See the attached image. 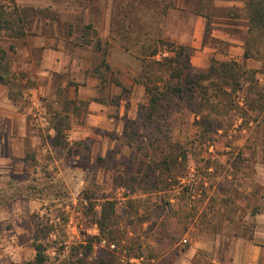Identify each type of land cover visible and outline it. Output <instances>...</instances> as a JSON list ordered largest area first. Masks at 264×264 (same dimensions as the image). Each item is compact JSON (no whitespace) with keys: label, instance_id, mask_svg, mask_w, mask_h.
Segmentation results:
<instances>
[{"label":"rangeland","instance_id":"374dc122","mask_svg":"<svg viewBox=\"0 0 264 264\" xmlns=\"http://www.w3.org/2000/svg\"><path fill=\"white\" fill-rule=\"evenodd\" d=\"M14 1L28 13V36L39 18L88 27L84 33L98 52L95 63L103 64L97 70L107 68L102 59L108 43L80 22L82 16L100 18L105 0H47L70 4L69 13L45 9V0ZM111 10L113 28L120 30L111 41H121L131 55L127 77L137 73L154 92L152 105L144 93L137 107V117L151 116L147 126L98 128L89 117L98 113L90 102H70L73 88L56 82L63 81L62 71L55 86H43L39 53L30 59L15 52L11 33L0 32L10 74L9 85H0V264L33 261V245L39 243L44 264H180L176 257L184 255L191 264H212L216 237H247L253 214L264 209L262 187L249 182L256 165H264V40L250 27L245 1L113 0ZM159 39L166 44L161 47ZM168 43L193 50L174 71L155 63L173 57ZM154 48L159 53L150 58ZM211 68L233 77L215 80L217 93L211 83L202 82L199 90L185 77ZM116 87L102 83L97 101L117 106ZM25 112L28 133L17 115ZM56 127L62 146L55 151L49 138ZM115 139L125 145L121 158L129 155L123 164L128 169L120 168L125 181L111 184L102 170L104 157L96 156ZM113 157L106 156L110 167ZM104 198L115 203V214L101 234Z\"/></svg>","mask_w":264,"mask_h":264},{"label":"crops","instance_id":"0c3cea01","mask_svg":"<svg viewBox=\"0 0 264 264\" xmlns=\"http://www.w3.org/2000/svg\"><path fill=\"white\" fill-rule=\"evenodd\" d=\"M44 2L45 9L50 6L53 8L61 7L60 11L62 13L70 12L68 10L70 8V4H56L55 2L49 3L47 0ZM112 2L113 0H105V10L100 18L93 17L90 19L87 16L80 17L82 25H92L97 37H99V39H103L105 43H108L107 51L103 52L105 58L103 57L102 59L105 61L107 68H102L103 72L101 73L98 72L97 68L103 64L100 63L97 65L95 63V60L98 59L96 57L98 52L93 44L86 40V34L84 33L85 29L83 27L76 29L75 26L71 24L70 20H66L65 18H39L34 22V34H32V36L26 35L20 39L11 38L10 40L12 41L11 44L15 46V52L19 53L22 51V53L24 55H28L30 59H32V56L35 55L36 52L39 53L38 62L40 65V74H43L44 78L46 77L45 79L43 78V86L47 88L55 86L54 77H59L62 71L64 73L63 81L59 79L56 80V82H58V85L62 84L67 91H69L70 88H73V92L69 91V96L67 97L70 102H73L76 99L90 102V109L94 107V109L98 112L95 116H89L94 119L93 122L91 120L90 121L95 125H98V128L104 124L112 123L113 125L117 124V131H124L125 120L135 121L138 118L136 115L137 107L140 102V98L145 93V90L143 83L138 79L139 75H137V73L131 74V76L127 77V72L132 70L128 66V59L131 56L128 49L125 48L124 44L120 43L121 41L117 43V45H113L115 43L111 41L112 39L116 40V36L120 31H116L113 28L114 19L111 10ZM90 7H86V9L83 7V10H88ZM75 9V7H72L71 10L73 11ZM96 23H98L97 27ZM16 44H19L22 49H19ZM117 53L120 57L116 59L115 54ZM133 61L137 62L136 59H133ZM30 63L33 62L31 60L26 61L27 65ZM95 71L98 73H95ZM130 73L133 72L131 71ZM113 76L117 77L115 80L116 83H112ZM102 83L108 86L119 87V92L116 96L118 99L115 103H118V107L116 105L114 107L111 106L110 100L102 102L97 101L100 95L99 91ZM123 88H129L133 93L129 96H125L122 94ZM71 93H73V96H71ZM127 104H129L128 109H126ZM56 106H58V104ZM112 113L114 114L111 115ZM27 114V112L17 113V115L23 118V121L25 122V133H28L29 129V125L26 123L28 119ZM54 136L55 129L54 135L49 138V142L50 147L56 151L61 146L55 147L51 144V140ZM13 138L18 140L17 137ZM10 139L12 140V138ZM74 140L76 139L74 138ZM116 140L117 139H115V141H113L110 145L104 144V146H102L103 148L99 149L102 152L96 156V158L99 156L104 157L102 170L103 173L107 174V177H109V183L111 184L119 183L121 182V179H123L122 181H125L126 176H124L123 172L121 173L120 168L122 167L123 171L124 169H128V167L123 164L127 162L126 159H128L129 155H124L126 157L125 160L121 158L123 155L122 153H124L125 145H117ZM111 152H113L115 157V163H113L114 161L112 162L113 167H110L111 162L109 163L106 158V156ZM252 166L254 167L255 165ZM255 168L256 172L255 174H252L249 182L257 185V187H262L264 191V165H256ZM143 177L145 178V176H142V178ZM140 179L141 178H137V182H139ZM120 189H123V187L121 186ZM161 193L163 192H158V194ZM125 198L126 197H123L122 200ZM106 201H110V199L104 198V202ZM262 201H264V199H262ZM251 227V232L247 237L229 236L223 234L217 236L212 248L213 254L211 263L264 264V209L258 210L253 214ZM180 242H185V240H181ZM186 255L187 257L189 255V259L193 257L191 252ZM176 258H181L179 260V263L181 262L180 264H191L185 260V255ZM153 264L163 263L161 260H157L156 262L153 261Z\"/></svg>","mask_w":264,"mask_h":264},{"label":"trees","instance_id":"16d2710c","mask_svg":"<svg viewBox=\"0 0 264 264\" xmlns=\"http://www.w3.org/2000/svg\"><path fill=\"white\" fill-rule=\"evenodd\" d=\"M247 11L249 12V23L251 29L264 40V0H244ZM28 13L22 12L19 7L17 6L14 0H0V32H4L5 34L11 33L10 38L20 39L26 36L28 33ZM84 29H88L85 27ZM159 45L164 46V42L162 40H158ZM12 49V47H11ZM167 52L173 54V57L163 56L162 60L155 61L156 65L164 67L166 66L167 70L174 71L176 67H179V59L181 56L185 55V53L191 54V51L183 46H178L173 43L167 44ZM191 51V52H190ZM159 51L154 48L150 53V58H154ZM6 51L0 45V85H9L8 76L10 75L8 72V66L6 61ZM250 57L248 50H245L244 58L248 59ZM183 71V70H182ZM182 77L184 74L182 72ZM187 80L192 83L195 87L199 90L202 89L201 83L202 82H209L213 85L215 92L221 91V88H218V85L215 83V80L219 82H223L225 78L230 77L226 74L224 69L218 70L211 68L208 73L206 74H193L188 73L186 76ZM145 93L151 97L152 105L154 103V92L151 88H149L146 84H143ZM156 91L158 89L156 88ZM167 93L170 92L169 88H166ZM149 115V114H148ZM151 116L146 119L139 113L138 118L135 121L125 120V128L130 126H137L140 122L143 124L142 126L149 125V120ZM145 120H148L146 122ZM147 123V124H146ZM60 129L55 128V136L51 140V144L55 147L62 146L60 140ZM168 166L167 168H169ZM169 174V172H168ZM115 214V203L112 201H106L105 204L101 207L100 212V220L97 222V227L101 234H104L107 229H110L108 226L109 221H111L112 216ZM33 249L35 251V256L33 261L28 262L26 264H44L45 258L43 256V246L42 244H34Z\"/></svg>","mask_w":264,"mask_h":264},{"label":"built area","instance_id":"2783aa9c","mask_svg":"<svg viewBox=\"0 0 264 264\" xmlns=\"http://www.w3.org/2000/svg\"><path fill=\"white\" fill-rule=\"evenodd\" d=\"M101 243H102L103 245L106 244L105 241H102ZM109 248L114 249V248H115L114 244H110V245H109Z\"/></svg>","mask_w":264,"mask_h":264}]
</instances>
